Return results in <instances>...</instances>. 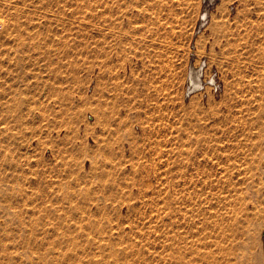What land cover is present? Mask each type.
Returning a JSON list of instances; mask_svg holds the SVG:
<instances>
[{
  "label": "rangeland",
  "instance_id": "rangeland-1",
  "mask_svg": "<svg viewBox=\"0 0 264 264\" xmlns=\"http://www.w3.org/2000/svg\"><path fill=\"white\" fill-rule=\"evenodd\" d=\"M0 19V264H264V0Z\"/></svg>",
  "mask_w": 264,
  "mask_h": 264
},
{
  "label": "bare ground",
  "instance_id": "bare-ground-1",
  "mask_svg": "<svg viewBox=\"0 0 264 264\" xmlns=\"http://www.w3.org/2000/svg\"><path fill=\"white\" fill-rule=\"evenodd\" d=\"M212 2H214L215 0H211ZM208 19V11L205 10L203 15H202V18H201V25L200 27L202 28V26H204V24L206 23ZM1 20V19H0ZM4 21V20H2ZM5 22V21H4ZM5 24V23H4ZM0 25H2V22L0 21ZM3 26V25H2ZM201 69H198V67H193L191 69V72H190V75H189V90L191 91H196V90H199L203 87L204 85V82L201 78ZM209 81L212 85H216V80L215 78H209ZM255 145V144H254ZM256 146V145H255ZM254 146V147H255ZM221 158V157H220ZM219 158V159H220ZM223 158V157H222ZM218 159V160H219Z\"/></svg>",
  "mask_w": 264,
  "mask_h": 264
},
{
  "label": "water",
  "instance_id": "water-1",
  "mask_svg": "<svg viewBox=\"0 0 264 264\" xmlns=\"http://www.w3.org/2000/svg\"><path fill=\"white\" fill-rule=\"evenodd\" d=\"M263 235H264V232H263Z\"/></svg>",
  "mask_w": 264,
  "mask_h": 264
}]
</instances>
